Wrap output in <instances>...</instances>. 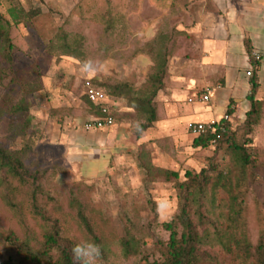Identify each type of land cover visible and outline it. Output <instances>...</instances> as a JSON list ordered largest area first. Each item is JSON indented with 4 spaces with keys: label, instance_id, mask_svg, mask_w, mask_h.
I'll return each mask as SVG.
<instances>
[{
    "label": "rangeland",
    "instance_id": "1",
    "mask_svg": "<svg viewBox=\"0 0 264 264\" xmlns=\"http://www.w3.org/2000/svg\"><path fill=\"white\" fill-rule=\"evenodd\" d=\"M112 3V0L1 1L0 13L6 18L8 7L35 15L10 29L11 41L18 49L13 64L15 84L9 88L11 96L17 95L25 83L39 90L25 97L32 122L22 135L19 132L21 120L5 113L6 107L0 108V145L10 150H19L23 145L27 148L23 158L25 169L42 174L38 180L37 203L47 217L56 222L63 237L77 242L91 240L78 217L80 213L105 243L103 248L108 254L105 260L101 258L99 264H139L141 259H157V247L153 241L167 240L168 234L160 225L169 222L177 213L173 182H166L163 176L157 175V171L177 173L179 181H182L186 171L198 173L206 168L214 158V149H195V136L181 139L173 129H160L159 136L139 142L142 136L136 139L133 130L140 119L128 108L130 114L125 117L131 126L130 142L124 146L127 152L120 153L119 147L104 148L99 155L108 160V166L101 160L92 169L90 166L97 156H92L91 151L81 160L78 153L66 149V141L58 148L43 144L33 112L36 103L41 105V109L43 104L49 107L57 96L61 97L74 87L77 89L76 97L84 102L82 89L75 86L72 74L81 70L89 77L86 88L91 87L90 81L102 83L106 80L147 88L146 80L152 72L151 60L140 50L159 32L167 35L170 32L162 29L151 40L141 42L144 37L140 38L137 30H128L126 16L114 15ZM62 33L67 35L69 43L73 39L80 43V63L69 58L59 60L46 52V46L57 42L56 38ZM140 57L146 58L149 64L142 66L136 62ZM261 85L258 99L264 100V77ZM6 92L0 87V96ZM115 102L126 106L125 102ZM180 107L202 108L185 103ZM55 111L57 116L61 115ZM86 113L88 120V108ZM192 121L198 122L199 118L194 116ZM241 125L231 126L237 129ZM249 138V147L258 154L259 180L246 189L243 217L248 239L255 244L264 232V114ZM215 159L220 160L221 156ZM140 164L150 165L152 175L147 176ZM31 192L32 188L25 186L22 194L13 198V209H9L0 198V263L15 257V252L5 242L9 234L37 250L44 231L51 224V221L45 223L33 215ZM128 236L144 239L147 244L140 248L137 257L125 260L121 255L120 241ZM218 256V264H234L223 255Z\"/></svg>",
    "mask_w": 264,
    "mask_h": 264
},
{
    "label": "trees",
    "instance_id": "2",
    "mask_svg": "<svg viewBox=\"0 0 264 264\" xmlns=\"http://www.w3.org/2000/svg\"><path fill=\"white\" fill-rule=\"evenodd\" d=\"M8 14L9 18H6L0 13V87L7 91L0 96V108L6 107L5 113L21 120L19 132L22 135L32 122L25 97L39 88H31L25 83L17 95L11 96L9 88L15 84L13 64L18 49L11 41L10 29L12 25L28 21L35 15L21 10ZM173 34L175 33L170 32L167 35L159 32L140 50L151 60L152 72L146 80L147 88H135L130 83L110 80L102 83L90 81V86L103 92L107 98L125 102L127 108L140 119V123L133 130L136 139L152 129L157 122L155 98L163 88L168 72L167 44ZM56 41L46 46L48 54L59 60L69 58L81 62L80 43L75 39L69 43L64 33L57 37ZM250 65V89L247 95L249 109L241 122L242 125L232 129L231 124L225 122L223 132H207L193 140L195 149H214V158L208 166L198 173L186 171L182 181H179L177 173L157 171V175L163 176L166 182H173L177 213L169 222L160 225L168 234L167 240L153 241L157 247V259H141L139 264H218V254L234 264H264V232L259 235L256 243L252 244L248 239L243 217L246 189L259 180L258 154L249 147V136L264 114V100L256 97L260 87L257 72L264 68V64L260 59L256 61L252 58ZM84 97L90 118L100 116L98 109L85 95ZM230 112L228 111V114ZM26 150L24 145L19 150H10L0 145V198L9 209H13V198L22 194L25 186L31 187L32 213L43 222L49 223L51 220L37 203L40 191L38 180L42 178V174L38 171L30 173L25 169L23 158ZM218 155L221 156L220 160L215 159ZM139 166L147 176L152 175L150 165ZM78 217L91 241L101 246V258L105 260L108 253L103 248L104 241L97 237L80 213ZM5 242L15 252V257L0 264H74L71 249L77 241L63 237L53 221L44 231L37 250H33L28 243L18 240L12 234L5 238ZM145 244L147 243L144 239L134 236L122 239V257L125 260L137 257L140 248Z\"/></svg>",
    "mask_w": 264,
    "mask_h": 264
},
{
    "label": "crops",
    "instance_id": "3",
    "mask_svg": "<svg viewBox=\"0 0 264 264\" xmlns=\"http://www.w3.org/2000/svg\"><path fill=\"white\" fill-rule=\"evenodd\" d=\"M112 1L114 15L126 16L128 30H137L140 38L144 37L141 42L151 40L162 29L175 33L168 43L169 64L164 86L155 98L157 122L139 142L159 136L160 129H173L181 139H186L192 136L187 131L188 124L220 120L225 115L231 125L243 121L249 109L250 84L246 72L251 71L254 55L264 64V0ZM13 11L7 8V18ZM136 62L142 66L149 64L144 57ZM72 74L75 86L82 89L84 96L88 75L82 70ZM257 74L258 98L264 68ZM206 90L210 92L208 103H198L196 99ZM76 92L75 87L71 88L61 97L57 96L49 107L43 104L41 109V105H34L41 142L52 148L68 142L66 149L78 153L81 160L89 151L92 156H97V163H92L90 168L99 165L101 160L108 166V160L100 157L104 148L119 147L120 153L127 152L124 146L130 142L131 125L125 116L130 110L110 99L109 106L116 117L114 126L87 132L82 128L88 117L87 105L76 97ZM184 103L202 108L183 109L180 105ZM55 110L61 115L57 116ZM194 116L199 118L198 122L192 121Z\"/></svg>",
    "mask_w": 264,
    "mask_h": 264
},
{
    "label": "built area",
    "instance_id": "4",
    "mask_svg": "<svg viewBox=\"0 0 264 264\" xmlns=\"http://www.w3.org/2000/svg\"><path fill=\"white\" fill-rule=\"evenodd\" d=\"M254 59L257 61L259 57L257 55L253 56ZM246 76H250V72H246ZM85 96L88 101L95 106L100 116L98 117H91L88 121H86L83 125L84 131H102L114 126L115 121L112 115L111 108L109 106V98H107L103 92L100 90L88 87L85 91ZM210 99V92L209 90L205 91V94H201L198 96L196 101L201 104L208 103ZM189 102H192L189 100ZM228 122V116H223L220 120H211L207 123H190L187 126V131L191 135L197 137L203 135L207 132L211 134H215L217 131L223 132L224 131V123Z\"/></svg>",
    "mask_w": 264,
    "mask_h": 264
},
{
    "label": "clouds",
    "instance_id": "5",
    "mask_svg": "<svg viewBox=\"0 0 264 264\" xmlns=\"http://www.w3.org/2000/svg\"><path fill=\"white\" fill-rule=\"evenodd\" d=\"M74 264H99L102 248L91 240H82L74 244L71 249Z\"/></svg>",
    "mask_w": 264,
    "mask_h": 264
}]
</instances>
